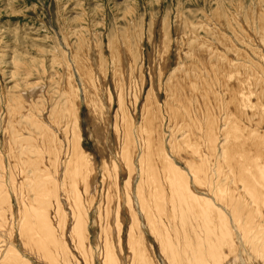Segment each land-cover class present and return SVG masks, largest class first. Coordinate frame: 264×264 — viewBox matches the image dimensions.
Here are the masks:
<instances>
[{
  "label": "bare ground",
  "instance_id": "6f19581e",
  "mask_svg": "<svg viewBox=\"0 0 264 264\" xmlns=\"http://www.w3.org/2000/svg\"><path fill=\"white\" fill-rule=\"evenodd\" d=\"M207 31L225 42L220 28ZM195 36L193 65L176 64L165 82L159 75L163 101L153 84L144 92L134 54L133 68L115 66V97L95 77L102 73L97 48L94 75L78 57L89 109L105 125L113 114L116 148L101 145L99 159L81 143L69 69L54 103L41 101L52 92L41 102L29 92L13 95L30 105L21 133L16 116L0 141V264H95V252L102 264H264V63L255 71L245 60L211 62L224 54L211 37ZM116 45L126 55V45Z\"/></svg>",
  "mask_w": 264,
  "mask_h": 264
},
{
  "label": "rangeland",
  "instance_id": "374dc122",
  "mask_svg": "<svg viewBox=\"0 0 264 264\" xmlns=\"http://www.w3.org/2000/svg\"><path fill=\"white\" fill-rule=\"evenodd\" d=\"M197 24L198 26H195ZM213 28L214 30L220 28L222 32H226V37L222 35L226 39V44L222 38L219 39L207 31ZM259 30H264V0H0V141L4 142L6 120L11 119L12 121L16 119V116L17 119L20 118L19 122H13L20 129V133L23 130L19 125L20 122L23 125L27 122L28 112L26 111L30 105L29 102L26 100H17L16 102L13 95L29 92L33 96L35 95L34 98L37 102L53 100L52 103H54L61 97V94L58 93L63 90L62 88H65L63 80H65L69 69L80 95L79 98L77 97L83 136L80 140L84 148L99 159L101 145L107 149L108 153L113 152L116 148V141L108 127V123L113 119V114H109L106 119L107 125H105L89 109L85 95L87 90L90 93L91 87L80 79L78 57L87 59L86 61L89 62L87 65L92 68L94 75L96 65H94L91 52L97 48L95 59L102 60V73L98 74L97 72L95 77L101 86L109 89L115 97V66L124 64L120 67L122 69L126 68L128 64L131 67L134 66L130 58L131 54H134L136 60L134 63L137 64L138 70L140 66V70L145 76L144 92L148 91L153 84L154 90L159 95V100L163 101L165 91L159 87V75L163 74L162 79L165 82L168 71L170 72L178 66L189 67L193 63L190 51L196 50L200 46L198 38H195V33L211 37V41L214 43L212 47L216 46L214 47L215 51L224 54L221 57L213 56L212 59L208 57L211 62L223 65L222 60L223 62L232 58L236 61L245 60L252 69L260 71L259 69L262 67L260 61L264 63V59L259 53H264V32L261 31V33ZM185 31L189 32V35L186 36ZM261 34L263 35L261 36ZM260 38L263 41L259 40ZM122 40L128 49L126 55L122 52V54L119 52L116 54V51L120 49L116 43L123 45ZM189 42L193 44L191 49ZM188 43L189 45H187ZM236 46L237 48H235ZM229 47L231 48L229 49ZM180 49L183 52L182 55ZM114 50L115 52H113ZM211 54L210 56H212ZM226 57L228 58L224 59ZM218 59L221 60L220 63ZM17 62L21 65H18ZM198 65L205 67L201 62ZM165 68L166 73L162 72ZM103 71L105 72L103 73ZM29 82H33V84L25 86ZM47 92H52L53 95L43 99L47 97L44 95ZM41 95L44 97L42 98ZM114 108L116 109V106ZM6 165L8 167L7 163ZM101 170L99 167L100 175ZM125 173L120 175V181L125 178L123 177L126 175ZM10 191L12 195V189ZM95 213L96 208L92 209L89 222L92 246H94L95 236L98 234ZM16 230L17 233L14 237L17 236V238L11 237L13 241L17 242L19 238L17 227L15 232ZM17 247L20 248L19 244ZM94 259L95 264H102L97 252L94 253Z\"/></svg>",
  "mask_w": 264,
  "mask_h": 264
}]
</instances>
